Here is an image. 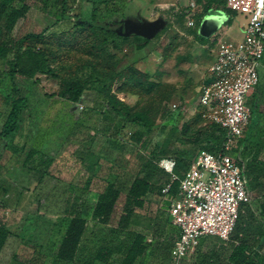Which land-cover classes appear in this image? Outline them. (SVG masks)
Returning a JSON list of instances; mask_svg holds the SVG:
<instances>
[{
  "label": "rangeland",
  "instance_id": "1",
  "mask_svg": "<svg viewBox=\"0 0 264 264\" xmlns=\"http://www.w3.org/2000/svg\"><path fill=\"white\" fill-rule=\"evenodd\" d=\"M159 1L128 0L116 7L110 3L107 12L112 15L103 17L102 9L100 18L116 22L124 10L123 15L149 19L153 4ZM192 1L177 0L171 12L160 11L169 19L168 30L159 31L161 35L150 38L142 48L137 47L134 35L127 41H106L105 34L75 26L70 20L51 30L42 42L31 43L49 53L50 70L32 79L17 76L18 90L29 100L26 120L13 143L6 144L0 138V223L11 231L0 253V264H70L57 260L55 252L64 233V221L74 213L87 221L77 259L92 260L101 246L113 244L117 247L109 262L94 264L121 262L118 247L129 242V234L118 230L116 218L111 225L94 218L95 203L106 183L89 173L85 164L95 162L96 156L101 155L96 170L113 162L124 171L140 172L154 147L170 133L173 122L190 126L182 140L210 128L198 115V98L209 83V69L221 43L240 38L225 21L216 34L204 37L205 44L198 41L196 35L201 36L200 26L205 17L228 15L216 8L204 12L201 5L190 7L187 13ZM28 3L31 10L11 32L14 39L39 32L55 21L53 9L45 7L42 0ZM20 5L16 2L14 6ZM9 12L0 19V29L5 27ZM85 12L83 16H90L89 9ZM180 16L181 22L176 19ZM189 19L195 20L194 27H188ZM234 21L239 25L245 18L238 14ZM71 82L84 85L83 96L77 103L59 96ZM10 96H15V90L5 70V60L0 59V130L10 110ZM112 98L120 99L132 111H143L153 122V129L126 124L119 134H110L106 104ZM249 101L254 112L242 137L263 143L264 66ZM192 148L184 154L194 161L201 149L195 145ZM233 155L250 160L249 154L243 155L236 149ZM260 158L264 163V151ZM245 178L250 194L251 186L246 175ZM146 202L145 208L137 209L138 215L130 225L152 238L147 254L137 264H169L178 233L168 220L157 215L167 212L161 194L148 195ZM27 223L31 224L30 235L22 239L19 234ZM192 257L193 253L185 261Z\"/></svg>",
  "mask_w": 264,
  "mask_h": 264
},
{
  "label": "trees",
  "instance_id": "2",
  "mask_svg": "<svg viewBox=\"0 0 264 264\" xmlns=\"http://www.w3.org/2000/svg\"><path fill=\"white\" fill-rule=\"evenodd\" d=\"M42 1L45 7L49 6L53 9L55 21L39 32H28L20 38L14 39L11 32L17 22L27 15L30 5L28 0H0V19L10 10L5 27L0 29V59L5 60V70L15 90V96L8 98L10 110L0 130V138L6 144L13 143L16 135L23 129L29 105L28 98L21 95L18 90L17 76L32 79L38 74H46L50 70L49 53L33 46L32 42H42L51 30L68 20L73 21L75 26H85L92 32L105 34L104 39L106 41L114 38L122 41L130 39L129 36H120L117 33L121 24L112 25L111 22L102 20L97 8H94L90 16L86 17L81 13L74 14L69 0ZM127 1L109 0V4L113 3V6L116 7L125 4ZM195 1L201 5L204 12L213 8L225 11L231 16V20L227 24H231L233 17L237 15L226 8L227 0ZM16 2L21 3V5L14 6ZM109 4L108 7H110ZM176 19L179 22L182 21L181 16ZM167 30L168 27L161 33H165ZM3 32H5L4 35ZM196 36L202 44L207 42L206 38L200 35ZM134 40L138 42V48L146 46L149 42V39L136 35H134ZM84 90V85L81 82H71L70 85L63 88L59 96L72 103H77L82 98ZM250 105L252 106L251 102ZM106 106L107 130L112 135L119 134L121 128L126 124L142 129H153V122L143 111H132L118 98L109 99ZM198 115L204 120L200 113ZM178 123L173 122L170 133L164 142L154 147L150 158L146 160L140 172L124 171L113 162L104 167L101 165V169L96 170L97 164H101V155L96 156L95 162L91 161L85 164L89 173L98 175L106 183L105 191L98 196L95 203L94 218L105 225H111L113 219L116 218L118 219V230L129 234V242L118 247L122 256L119 264L139 263L152 245V241H148L146 233L130 228L133 219L138 215L137 209L145 208L148 195L154 192L161 194L162 188L168 184H171L170 193H177L179 181H172L168 172L167 174L162 173L158 161L164 158L175 159V173L182 177L193 162L184 152L194 150L192 146L195 145L199 146L201 150L217 153L225 141V130L219 125L209 122H207L210 126L208 130L197 131L191 137L182 140V135L185 133L188 135L191 128L187 124L180 126ZM166 127L167 124L164 125L163 129ZM234 142L236 151L250 156V160H242L237 157L241 166H243V162L247 161L244 173L251 186L250 200L243 206L229 242H224L217 236H208L200 242L193 252L192 259L189 262L184 260L181 264H264V163L260 162V157L264 151V141L263 143L261 141L253 143L249 137H238ZM82 159L85 160L84 157ZM164 213L159 212L157 215L164 217V221L168 220L179 235L178 228L169 220L171 218L169 213ZM64 226V233L55 252V257L59 261L70 264H94V261L107 263L111 258L110 256L116 251L117 246L106 244L97 250L92 260L77 259L78 250L87 230V221L81 215L74 213L64 221ZM30 230L31 224H25L19 236L22 239H27ZM10 235V229L5 224L0 223V253Z\"/></svg>",
  "mask_w": 264,
  "mask_h": 264
},
{
  "label": "built area",
  "instance_id": "3",
  "mask_svg": "<svg viewBox=\"0 0 264 264\" xmlns=\"http://www.w3.org/2000/svg\"><path fill=\"white\" fill-rule=\"evenodd\" d=\"M191 7H196L194 1ZM226 8L244 16L243 37L221 43L197 106L206 122L225 130V141L217 153L201 150L182 177L175 173L174 159L159 162L172 181H179L176 194L170 193L171 184L161 190L167 212L179 230L169 264H181L202 238L217 236L229 242L239 214L250 200L244 168L233 152L234 140L244 135L252 119L249 99L260 81L264 0H227ZM187 24L193 27L196 22L189 19Z\"/></svg>",
  "mask_w": 264,
  "mask_h": 264
},
{
  "label": "crops",
  "instance_id": "4",
  "mask_svg": "<svg viewBox=\"0 0 264 264\" xmlns=\"http://www.w3.org/2000/svg\"><path fill=\"white\" fill-rule=\"evenodd\" d=\"M189 1H191V0H189ZM195 3H196V1L195 0H193ZM176 2H177V0H171V1H164V0H161V1H159V2H157V3H154L153 4V6H155L154 7V9L153 10H151L150 11V15L152 16L151 18H144V17H142L141 15H138V16H133L132 17V15L130 16V15H128V16H126V14H124L123 15V11H122V13L120 14V18L121 19H118V20H116V22L115 21H110V20H108L109 22H111L112 23V25L113 24H121V26H124V24L126 23V21H135V22H137L138 24H140V26L142 25V26H148V25H151V24H153L154 22H157V21H159V20H161V21H163L164 23H165V28H167L168 26H166V25H168L169 24V19H167L166 18V16L163 14V13H160V11H168V12H171V10H172V7L171 6H174L175 4H176ZM186 2H187V0H186ZM69 3H70V6H72V8H73V13L74 14H76V13H81V14H85L86 12V10L87 9H89L90 10V13L92 12V10L94 9V8H97L98 9V13H99V16H100V14H101V10L102 9H104L105 11L103 12V17H105V18H107V17H109V15H112V12H107V7H108V4H109V0H108V2H107V0H69ZM29 4V3H28ZM120 4V3H119ZM188 5V4H187ZM197 3H196V7H197ZM190 7L191 6H188V8H187V10L186 11H191V9H190ZM109 8V7H108ZM110 9V8H109ZM30 10H31V7H30ZM30 10H29V12H30ZM112 10V9H111ZM114 10V9H113ZM115 11V10H114ZM28 12V13H29ZM27 13V14H28ZM228 15V14H227ZM171 16V15H170ZM237 16V15H236ZM235 16V17H236ZM235 17H233V19H232V23L231 24H227V26H229L228 28H229V30L231 29H233V31H235L236 32V37H238V38H242L243 37V24L244 23H241V24H237L236 25V22L234 21V19H235ZM23 19V18H22ZM105 20V19H104ZM229 20H231V16L230 15H228V19H227V21H229ZM107 21V20H106ZM168 21V24H166V22ZM65 22H67V21H65ZM188 25V24H187ZM226 26V27H227ZM188 27H190V26H188ZM194 27V26H193ZM222 27V26H221ZM220 27V28H221ZM164 28V29H165ZM219 28V29H220ZM119 29V28H118ZM164 29H162L160 32H162ZM218 29V30H219ZM218 30L214 33V34H216L217 32H218ZM237 31H239L238 33H237ZM160 32H158V34L160 33ZM157 34V35H158ZM213 34V35H214ZM156 35V36H157ZM137 36V35H136ZM237 40H239V39H237ZM170 159H173V158H170ZM175 160V159H174ZM176 161V160H175ZM243 164V168H244V171L246 170V164H247V161H245L244 163H242ZM163 169V168H162ZM245 174V173H244ZM190 259H192V258H189V260Z\"/></svg>",
  "mask_w": 264,
  "mask_h": 264
},
{
  "label": "water",
  "instance_id": "5",
  "mask_svg": "<svg viewBox=\"0 0 264 264\" xmlns=\"http://www.w3.org/2000/svg\"><path fill=\"white\" fill-rule=\"evenodd\" d=\"M228 16L224 15H210L204 18L201 26H200V34L203 37H210L213 35L221 26H223L224 22L227 21ZM134 21H126L124 26H121L117 29V33L120 36H131L137 35L146 39H150L155 37L159 31L165 28V23L161 20L154 22L148 26H140V24L134 25Z\"/></svg>",
  "mask_w": 264,
  "mask_h": 264
}]
</instances>
